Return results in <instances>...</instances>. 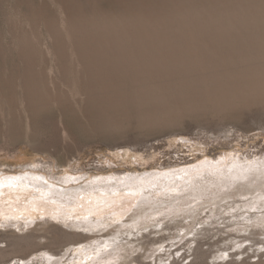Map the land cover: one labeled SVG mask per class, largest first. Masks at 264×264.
<instances>
[{
  "label": "rangeland",
  "instance_id": "1",
  "mask_svg": "<svg viewBox=\"0 0 264 264\" xmlns=\"http://www.w3.org/2000/svg\"><path fill=\"white\" fill-rule=\"evenodd\" d=\"M160 2L0 0V82L5 65L24 63L13 52L15 30L33 29L38 49L47 51L53 38L46 23L63 22L68 8L81 10L79 15L100 8L124 15ZM67 108L43 110L31 128L24 118L18 138L7 126L9 114L0 116V174L19 178L14 187L0 186V240L36 230L45 235L39 246L51 244L52 233L45 234L50 224L87 238L26 258L0 256V264H127L133 258L140 264L142 241H149L144 264L199 262L197 248L213 252L208 264H258L263 248L242 251L252 244L250 237L264 239V111L253 108L225 119L192 115L178 127L134 121L102 130ZM60 121L71 136L52 146ZM120 232L132 236L123 239ZM0 247L12 248L7 240Z\"/></svg>",
  "mask_w": 264,
  "mask_h": 264
},
{
  "label": "bare ground",
  "instance_id": "2",
  "mask_svg": "<svg viewBox=\"0 0 264 264\" xmlns=\"http://www.w3.org/2000/svg\"><path fill=\"white\" fill-rule=\"evenodd\" d=\"M66 10L63 22L46 23L53 38L47 51L38 49L33 29L14 32L13 52L24 63L2 68L0 116L9 114L7 126L18 132L16 138L24 118L31 128L37 115L52 106L70 107L100 129L134 121L146 127H178L192 115L225 119L253 108L264 111V0H161L149 11L124 15L101 8L90 15ZM70 136L60 121L50 145L67 143ZM45 230L53 242L41 246L38 238L45 235L36 230L3 236L12 248L0 247V256L21 253L26 258L87 238L55 224ZM250 241L243 253L264 249V239ZM140 243L145 254L149 241ZM199 249L193 253L201 261L191 264H208L213 252ZM263 255L258 264H264ZM137 262L133 258L127 264Z\"/></svg>",
  "mask_w": 264,
  "mask_h": 264
},
{
  "label": "snow or ice",
  "instance_id": "3",
  "mask_svg": "<svg viewBox=\"0 0 264 264\" xmlns=\"http://www.w3.org/2000/svg\"><path fill=\"white\" fill-rule=\"evenodd\" d=\"M18 177H12V176H5L3 174H0V186L7 185L9 187L16 186V181L18 180Z\"/></svg>",
  "mask_w": 264,
  "mask_h": 264
}]
</instances>
